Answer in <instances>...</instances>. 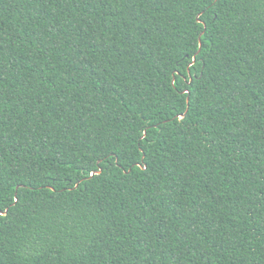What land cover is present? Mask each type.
I'll list each match as a JSON object with an SVG mask.
<instances>
[{"label":"trees","instance_id":"trees-1","mask_svg":"<svg viewBox=\"0 0 264 264\" xmlns=\"http://www.w3.org/2000/svg\"><path fill=\"white\" fill-rule=\"evenodd\" d=\"M0 211V264H264V0H0Z\"/></svg>","mask_w":264,"mask_h":264},{"label":"water","instance_id":"water-1","mask_svg":"<svg viewBox=\"0 0 264 264\" xmlns=\"http://www.w3.org/2000/svg\"><path fill=\"white\" fill-rule=\"evenodd\" d=\"M198 18H199V17H198ZM201 49H202V45H200V50H199V52L201 51ZM195 61H196V59L194 58V63H195ZM184 117H185L184 115L180 116L181 119H183ZM99 173H100V171H99ZM93 175H94V174H92V176H93ZM77 187H78V185L75 186V188H77ZM7 212H8V211L3 212V215H0V217H1V216H6V215H7Z\"/></svg>","mask_w":264,"mask_h":264},{"label":"snow or ice","instance_id":"snow-or-ice-1","mask_svg":"<svg viewBox=\"0 0 264 264\" xmlns=\"http://www.w3.org/2000/svg\"><path fill=\"white\" fill-rule=\"evenodd\" d=\"M0 215H3V212L2 211H0Z\"/></svg>","mask_w":264,"mask_h":264}]
</instances>
